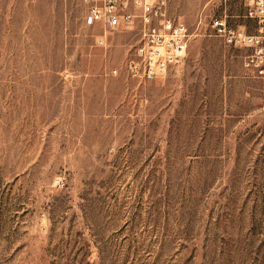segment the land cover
Masks as SVG:
<instances>
[{"label":"rangeland","instance_id":"1","mask_svg":"<svg viewBox=\"0 0 264 264\" xmlns=\"http://www.w3.org/2000/svg\"><path fill=\"white\" fill-rule=\"evenodd\" d=\"M98 1L0 0V264H264V78L211 28L257 22L169 0L187 55L138 79Z\"/></svg>","mask_w":264,"mask_h":264},{"label":"built area","instance_id":"2","mask_svg":"<svg viewBox=\"0 0 264 264\" xmlns=\"http://www.w3.org/2000/svg\"><path fill=\"white\" fill-rule=\"evenodd\" d=\"M241 1L245 16L259 26L256 34L229 23L228 16L223 14L212 17L211 28L226 45L248 50L245 65L255 68L264 78V0ZM89 17L103 31L97 40L99 46H105L112 33L140 32V41L128 64V71L134 78L161 77L185 60L190 41L189 27L181 18L170 14L169 0H100L91 7ZM117 72L115 69L114 74Z\"/></svg>","mask_w":264,"mask_h":264}]
</instances>
